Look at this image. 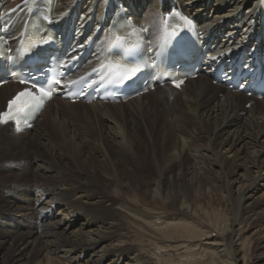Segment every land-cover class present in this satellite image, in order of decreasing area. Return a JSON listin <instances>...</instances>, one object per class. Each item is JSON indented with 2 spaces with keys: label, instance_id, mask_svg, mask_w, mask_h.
Listing matches in <instances>:
<instances>
[{
  "label": "bare ground",
  "instance_id": "obj_1",
  "mask_svg": "<svg viewBox=\"0 0 264 264\" xmlns=\"http://www.w3.org/2000/svg\"><path fill=\"white\" fill-rule=\"evenodd\" d=\"M4 1L9 8L20 4L12 18L20 23L28 12L25 0ZM76 3L78 49L90 40L82 36L88 22L95 20L101 25L99 20L121 5L125 12L134 7L136 23L149 29L147 40L154 48L159 44L160 12L181 6L198 24V38L211 45L202 71L224 61L227 71L237 68L233 71L236 73L256 65L254 49L264 55V36L258 30L264 0H58L53 4L54 22L64 20ZM103 47L70 79L97 66ZM22 88L14 82L0 87V115ZM262 100L214 85L213 79L201 72L181 89L158 86L127 102L74 103L57 96L46 104L32 128L24 131L0 122V219L15 217V213L25 217L11 220L19 229L3 237L16 236L9 247L10 255L0 253V264H120L125 257L130 262L124 264H258L264 259V241L262 251L250 253L245 235L248 225L239 222L238 214L229 227L225 220L211 222L213 219L203 216L204 210H199L192 196L166 184L164 171L179 158L170 154L162 166L156 153L159 134L154 137V132L159 124L187 140L184 135L192 128L208 139L202 148L211 153L209 156L195 148L191 140L188 145L184 143L182 150L192 160L184 168L177 167V180L184 174L191 183L196 171L202 174L205 156L212 160L217 173L225 175L227 158L231 157L233 163L246 161L248 178L238 170L226 180L230 190L231 186L238 194L240 190L239 210L248 206L251 195L264 190ZM246 102H252L249 108ZM144 114L154 117L153 124L145 123L144 118L150 115ZM142 132L151 143L148 155L137 142ZM22 178L27 182L25 187L20 185ZM20 189L29 197L22 200V205L17 204L15 195ZM55 208L58 210L52 220ZM107 208L120 215L108 213ZM75 226L78 228L72 230L73 238L52 239L60 230L66 232ZM254 233L264 239L262 228ZM91 251L96 258L83 263L82 257Z\"/></svg>",
  "mask_w": 264,
  "mask_h": 264
},
{
  "label": "rangeland",
  "instance_id": "obj_2",
  "mask_svg": "<svg viewBox=\"0 0 264 264\" xmlns=\"http://www.w3.org/2000/svg\"><path fill=\"white\" fill-rule=\"evenodd\" d=\"M187 16L189 17L188 14H187ZM196 25H198V24H196ZM213 84L216 85L214 83V81H213ZM222 94H223V92L219 94V97H221ZM249 97H251V96H249ZM148 102H149L148 99H145V104H147ZM243 103L241 102V104H243ZM251 104H252V102L251 103L246 102L245 106L247 108H249V106H251ZM148 115H150V114H147L144 117H146ZM152 118L154 119V117H152L151 115H150V117L149 116L146 117V119L144 118L145 123L147 122V124H150V122L152 121L151 124H153V121L155 119L153 120ZM160 127L161 126L158 124L156 131L154 132L155 133L154 137H155V135L157 136L159 134L157 137L159 138V142H160L159 147L160 148H159V151H157L156 153L160 157V160H161L160 163L163 166L166 159L168 160V158L170 157V154L175 156L176 158H179L177 161L178 162L177 164L170 166V168L168 170L164 171V174L166 175L165 176L166 177V179H165L166 184L169 186L172 185L176 191L177 190L183 191L184 193H186V195L188 197L192 196L195 204H196V202L198 203L196 205L198 206L199 210L200 211L202 209L204 210V212L202 211L203 212L202 214H204L203 216H206L208 218L207 220H210V221L213 219L211 222H215V221L222 222L225 220L226 226L229 227L233 218L235 217V215L238 214L239 215V222H242V223L248 225V231L246 232L245 235L248 236V242L251 245L250 253L254 254V253H258V252L262 251V249L260 248L261 247L260 245L264 241V239L259 238L257 233H254V234H252V233L256 229H259V228H262L264 230V190L258 192L255 195H251L252 198H250L246 202V205H248V206H246L244 208L243 207L239 208V210H238V197L240 194V190H239V194H238V191H235L231 185H230L231 190L226 186L227 178L232 179V177L236 174V172L238 170H239V174L243 173L245 178H248L250 176V167H249L248 163L244 160H242V161L240 160L239 162L233 163L232 158L230 157V158H227V161L225 160V162H226L225 163L226 175L224 173L221 174L222 172L217 173L215 167L212 166L213 165L212 160L207 157L211 153L206 151V150H203V148H202V147H205V145L208 143V139L206 137H204V135L197 133L196 131H198V130L191 128L190 131L192 133L190 131H189L190 133L187 131V134L184 135L187 138V140H185V138L183 139V138H181V136H179V137L175 136V133H173L171 129L169 130V128H166V130H165L164 127H161V128ZM167 129H168V131H167ZM166 132H169V133H166ZM164 133L166 134V136H163V135H165ZM139 137H141L143 140L140 138V139H137V142L139 143V145L141 144L140 147L143 150H145L144 152H146V153H144V154L145 155L150 154L151 143L149 142V139H146L148 137L144 134V132H142V135H140ZM144 138H145V140H144ZM32 140L33 139H31L30 141L32 142ZM188 140H191L190 143H192V145L195 146V148H199V150H202L201 151L202 153L207 154V156H205L203 159V163L205 164V169H203L204 172L202 171L203 173L201 174V173H198L196 171L191 178L192 179L191 183L187 180V177L184 174L179 175V177H180L179 180H177L176 176H175V174H176L175 170L177 169L178 166H181V168H184L192 160L191 156L188 153L183 152V150H182L183 146L185 147L186 143H187L186 145L189 144ZM30 141H29V143H31ZM34 142H36V140H34ZM143 144H145V145L147 144V145L144 146ZM215 146H216V144H213V147H215ZM31 147L33 150H36L35 144H33ZM28 153L27 152L23 153V155L26 156ZM44 156L47 158L49 157L47 155H44ZM28 172H29V174L31 173L29 170H28ZM205 172H207L206 176H209V177L206 178V176L204 174ZM24 179L25 178L20 179V181H21L20 185L25 187L26 186L25 184L27 182ZM136 181H139V179H137ZM56 192H57V190H56ZM15 195L18 197L17 204H21V205L23 204L22 200L24 198H27V199L29 198L27 196H24L23 189H20L19 191L15 192ZM11 200H13V199L11 198ZM53 210H54V212H52L51 217H52V220H55L54 215L58 209L55 208ZM106 211L108 213H114V212L118 213L117 211L111 210V208H107ZM118 214L120 215V213H118ZM15 215H17V216H15V217H12V216L11 217L10 216L5 217L4 216V217H1V219H0V243H1V241H4V240L7 241L5 244H0V253H3V255L5 253V254H7V256H9L11 253V250L9 247H10V244H12L14 242V237H16V236H14L13 238H6V239H4L3 237H5V235H7L9 233V231H15L17 233L18 229H19L17 227L18 224H16L14 221H12L13 222L12 223L11 220H17V219L25 220L24 216H20L21 214L15 213ZM223 218H226L227 220L223 219ZM57 219L59 220L60 217L56 218V220ZM227 222H228V224H227ZM19 227H21L20 223H19ZM22 228H23L22 229L23 231L28 230L24 227H22ZM77 228L78 227L75 226L66 232H61L62 230H60L59 233L55 236V238H52V239L64 240V239L73 238L74 235L72 233V230H76ZM106 243L108 244V242H106ZM92 254H93V251L87 252V254H85V256L82 257V262L86 263L87 261H90L93 258L95 259L96 256H93ZM128 261H129V258L125 257L122 259L120 264H124ZM263 263H264V259L261 262H259L258 264H263Z\"/></svg>",
  "mask_w": 264,
  "mask_h": 264
},
{
  "label": "snow or ice",
  "instance_id": "obj_3",
  "mask_svg": "<svg viewBox=\"0 0 264 264\" xmlns=\"http://www.w3.org/2000/svg\"><path fill=\"white\" fill-rule=\"evenodd\" d=\"M177 87H179V84H177ZM41 92H43V89H41ZM23 95H24V93H21V96H23ZM18 99H19V97H18ZM13 103H15V102H13ZM10 108H11V105H10ZM3 115H4V118L6 120V118L9 117L10 113H4Z\"/></svg>",
  "mask_w": 264,
  "mask_h": 264
}]
</instances>
